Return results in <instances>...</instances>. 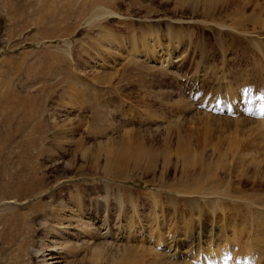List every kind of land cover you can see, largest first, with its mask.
Here are the masks:
<instances>
[{
    "label": "rangeland",
    "instance_id": "obj_1",
    "mask_svg": "<svg viewBox=\"0 0 264 264\" xmlns=\"http://www.w3.org/2000/svg\"><path fill=\"white\" fill-rule=\"evenodd\" d=\"M12 1L0 0V176L33 169L49 193L66 187L57 200L44 193V216L24 222L2 207L25 201L6 186L0 264H95L103 244L99 264H166L176 251L151 252L161 235L182 252L210 245L213 264H264L263 126L197 109L222 97L238 113L248 89L264 97V0H122L130 8L93 30L67 22L68 0Z\"/></svg>",
    "mask_w": 264,
    "mask_h": 264
},
{
    "label": "bare ground",
    "instance_id": "obj_2",
    "mask_svg": "<svg viewBox=\"0 0 264 264\" xmlns=\"http://www.w3.org/2000/svg\"><path fill=\"white\" fill-rule=\"evenodd\" d=\"M25 1V0H24ZM69 2H70V4H69V7H70V9L68 10V13H67V22L69 21L70 22V20H75L76 22H80V21H82V20H86V22H88V24H89V29H92L93 27H95V26H97L98 25V23H100V22H105L106 24H109L110 22H111V19L112 18H115L114 16H118L119 15V11H117V9L120 7V6H124V4L126 3V1H122V0H68ZM30 2L32 3V0H30ZM23 3H22V1H20V2H18V0H13L12 1V3L9 5V9L10 10H14L15 9V7H17V6H19V5H22ZM33 4V3H32ZM125 5H127L128 6V4L126 3ZM132 6V5H131ZM134 6V5H133ZM129 8H130V5L128 6ZM17 11V10H16ZM23 13V12H22ZM118 13V14H117ZM20 15V14H19ZM50 17H51V19H56V18H59L60 16L59 15H54V14H50ZM112 20H114V19H112ZM113 22V21H112ZM37 24H38V22H37ZM76 24V23H75ZM69 25V24H68ZM87 25V24H86ZM88 26V25H87ZM70 27V26H69ZM71 28H69V30H70ZM68 30V31H69ZM93 30V29H92ZM67 31V32H68ZM76 33V32H75ZM67 35V34H66ZM156 35V34H155ZM136 41V40H135ZM134 41V42H135ZM264 41V40H263ZM263 41H258V42H263ZM145 44H146V42H145ZM155 44V43H154ZM262 44V43H261ZM159 45V44H158ZM263 45V44H262ZM147 46V45H146ZM146 46L145 45H143L142 47H144L143 48V50L142 51H144L145 50V48H146ZM149 46V45H148ZM136 47V46H135ZM158 47V46H157ZM160 47V46H159ZM262 48V47H261ZM136 49V48H135ZM150 49V48H149ZM257 49V48H256ZM140 50V49H139ZM138 50V51H139ZM147 50V49H146ZM152 49H150V51H151ZM262 49H260V51H261ZM149 51V50H148ZM139 52H141V51H139ZM138 52V53H139ZM135 53H137V52H135ZM142 53V52H141ZM146 53H147V56L149 55V56H152V57H156V52H147L146 51ZM261 53H264V52H261ZM164 61H166V60H164ZM169 62V61H168ZM165 63V62H164ZM171 64V63H170ZM166 65V64H165ZM109 76V75H108ZM107 77V76H106ZM105 77V78H106ZM112 77V76H111ZM103 78V77H102ZM101 78V81L102 80H104V82H105V80H106V82H107V80H108V78H106V79H102ZM97 80H98V78H96ZM111 79V78H110ZM258 96V95H257ZM99 99V98H98ZM103 103V101L101 102L100 100H99V102H98V106L100 107L101 106V104ZM76 105H80V104H78V103H76ZM103 105V104H102ZM194 106V105H193ZM42 109H41V105L39 106V107H36V108H30V112L31 113H39L40 111H41ZM104 110V109H103ZM101 111V110H100ZM102 112V111H101ZM102 114V113H101ZM108 117V116H107ZM103 118V116L101 115V117L99 116V119H102ZM3 120H5L6 119V116H4L3 118H2ZM8 119L9 120H13L11 117H8ZM108 120H109V118H108ZM257 122V124H259V125H261V126H263V129H264V120H262V122H260V121H256ZM79 125V124H78ZM5 127H6V124L4 125ZM260 127V126H259ZM75 128V127H74ZM7 129V128H6ZM35 129V127H32L31 128V130H32V132H33V130ZM69 130V129H68ZM5 131V130H4ZM39 132H40V129L38 130ZM73 131V130H72ZM260 131V130H259ZM259 131H257V132H259ZM262 131V130H261ZM6 132V136L4 135V138L5 139H7V138H9L10 137V132H8V129H7V131H5ZM32 132L31 133H29V135H31L32 134ZM60 132V131H59ZM130 133V132H129ZM263 133V132H262ZM261 133V134H262ZM264 134V133H263ZM26 150V149H25ZM42 152V151H41ZM45 153H46V151H45ZM44 153L42 152V155H43ZM39 155V154H38ZM40 156V155H39ZM38 156V157H39ZM30 168L28 167V166H24V169H23V171H28ZM2 176V177H1ZM0 176V181H1V179H2V185L0 186V196H2V199H4V200H6V199H9V194L7 193V191H6V186L8 185V187H9V189L10 190H12V191H16V190H19L18 192H16L15 194H13V195H11V196H14V195H16V194H19L18 195V198H21V199H24L25 201H23L22 203H18L17 201H15V200H11V201H8V202H5L4 204H2V207H4V206H8V207H11V208H7V210H14V207L15 208H18L17 209V211H15L14 212V214H17V213H19V216H20V219L23 221V220H25L24 222H26V220L28 219V217H29V219L31 218V217H33V214H34V217L36 218H38V217H41V216H44V210H46V208H48V207H46L49 203V201L47 202V205L46 204H44V203H46V202H44V198L46 197V196H42L44 193H47L48 194V196H50V197H54V199H58V196L56 197V195H59V192H62V191H65V187H66V185L65 186H63V185H61V186H59L58 187V189L56 188V189H51V188H49L50 190H51V192H52V194L51 193H49L48 192V190H44L43 188H44V186H43V184L44 183H42L43 182V178H44V176L43 175H39L38 173H36L33 169L28 173V174H21V173H16V174H14V172H12V173H6V172H2V175ZM4 177H5V180L7 181V184L4 186V183H3V180H4ZM22 189V190H21ZM197 189V188H196ZM196 189H194V188H189L188 189V191H190V193L192 194L193 192L195 193V192H197L198 191V193L201 191V190H196ZM196 190V191H195ZM230 190V189H229ZM216 191V190H215ZM220 191V190H219ZM218 191V193H220ZM232 191V190H231ZM230 192V191H229ZM228 192V193H229ZM217 193V192H216ZM176 195V194H175ZM155 196V195H154ZM60 197V196H59ZM157 197V196H156ZM156 197H152L153 198V200H154V204H156L157 205V201H156ZM257 196H255L254 195V198H256ZM259 197V196H258ZM30 199H36L37 200V202H34L33 204H32V207H30L29 206V200ZM48 199V198H47ZM56 199V200H57ZM170 199V198H169ZM53 200V199H52ZM123 199L121 198V201H120V204L122 205L123 204V201H122ZM172 200V199H171ZM174 200H176L175 198H174ZM173 200V201H174ZM246 200H248V201H251L248 197H246ZM264 200V199H263ZM44 202V203H43ZM56 202V201H55ZM52 203V202H51ZM53 203H54V201H53ZM52 203V204H53ZM60 203V202H59ZM132 203H134V202H132ZM174 203V202H173ZM254 203H256L255 201H254ZM58 204V203H57ZM170 204V203H169ZM257 204H259V203H257ZM4 205V206H3ZM25 205H27L28 207H25ZM61 205V204H60ZM256 205V204H255ZM50 206H51V204H50ZM58 206H59V204H58ZM58 206H56V208H58ZM160 207V206H159ZM174 207V206H173ZM23 208H25V209H27L28 211L26 212V211H24L23 210ZM135 208H136V205H135ZM249 209H251L250 207H248ZM259 208V207H258ZM248 209V210H249ZM24 211V213H23V211ZM20 211H22V215L20 214ZM59 211H57V209L56 210H54L53 211V213H52V211H51V213H52V215L54 216V218H56V220L59 222L60 221V214L58 213ZM46 213H49V212H46ZM62 214V213H61ZM34 218V219H35ZM32 220V219H31ZM92 220V218L90 219V221ZM70 221V220H69ZM255 221V220H254ZM42 223H40V226L41 227H43V229L45 228V229H47V230H49V231H54V227H50V226H48V223H47V220H44V221H41ZM61 222V221H60ZM103 223H107L106 224V230L107 229H109V233L110 234H112L110 231L112 230V227H111V223H110V221H104ZM71 224V223H70ZM191 224V223H190ZM185 225V224H184ZM186 225H188L189 226V232H190V230H194L193 229V227H192V225L190 226L189 224H186ZM260 225V224H259ZM259 225H257V226H259ZM262 225V224H261ZM260 225V226H261ZM264 226V225H263ZM187 227V226H186ZM262 227V226H261ZM191 228V229H190ZM250 228H252V227H250ZM249 228V229H250ZM151 229V228H150ZM154 229V228H153ZM187 230V229H186ZM228 230V229H227ZM256 230H258V229H256ZM154 231H155V229H154ZM185 231V230H184ZM47 232V231H46ZM50 232V233H51ZM191 232H193V231H191ZM200 232V231H199ZM202 232H206V231H204L203 229H202ZM201 232V233H202ZM235 232V231H234ZM158 233H159V231H158ZM157 233V234H158ZM200 233V234H201ZM153 234V233H152ZM183 234V233H182ZM200 234H198V236L200 235ZM205 234V235H204ZM203 235L205 236V238H208V237H206V233H204ZM210 234V233H209ZM159 235H161V234H159ZM191 235V234H190ZM193 235H195V234H193ZM212 234H210V236H211ZM153 236H154V234H153ZM179 236V235H178ZM185 236V238H186V233H185V235L183 234V237ZM188 236V235H187ZM197 236V237H198ZM209 236V237H210ZM213 236V235H212ZM157 237V236H156ZM164 237V236H163ZM162 237V235L159 237V240H158V242H157V244H155V246H154V249H151L152 251L151 252H153V254L156 256V255H160V257H161V259H164V258H162L163 257V253L162 252H160V251H158L157 249L159 248V247H161L160 245H166L167 247H165V246H163L164 248H167L166 249V254L167 253H171V252H173V251H176V253H175V255L173 256L174 257V260H166L165 261V263L166 264H193L192 263V261L193 262H195L196 264H213V263H215L216 262V258L217 257H220V256H217V252L215 253V252H212L213 250L211 249V248H209V247H211L210 245H208L209 247H208V250L205 248V251H206V254H205V252H203L202 251V253H201V251H198V252H200L201 253V255H196L197 253L196 252H194L193 250H191V249H184V250H186V252H182V251H180L179 250V246L180 245H182V244H180L179 242H178V240L176 239V238H174L171 242H166V241H164V238ZM189 237V236H188ZM187 237V238H188ZM233 237V236H232ZM150 238H151V236H150ZM178 238V237H177ZM184 238V239H185ZM186 238V239H187ZM193 238V237H192ZM263 238V237H262ZM158 239V238H157ZM157 239H156V241H157ZM183 239V238H182ZM196 239V238H195ZM200 239V238H199ZM253 239V238H252ZM151 240V239H150ZM187 240H189V238L187 239ZM186 240V241H187ZM154 241V240H153ZM191 241V240H190ZM197 241V240H196ZM203 241V240H202ZM253 241V240H252ZM258 241V240H257ZM205 242V241H204ZM215 242V241H214ZM255 242V241H254ZM191 243H194V240H193V242H191ZM197 244H198V241H197ZM203 244V243H202ZM188 245H190V243L188 244ZM192 245V244H191ZM250 245V244H249ZM106 246H108V244H103V247H101L99 250H97V252H95L94 253V261H93V263H95V264H99L101 261H103V260H105L106 259V257H107V255H104V254H106V249H105V247ZM196 246V245H195ZM198 246H201V244L200 245H198ZM205 246V245H204ZM204 246H201V247H204ZM252 246V245H251ZM254 246H255V244H254ZM192 248V247H191ZM202 249V248H201ZM121 251L120 252H124V254H127V255H129V253L131 252V251H129L128 250V248H126V247H124V248H122V249H120ZM144 250V249H143ZM146 250V249H145ZM156 250V251H155ZM204 250V249H203ZM220 250V249H219ZM53 251V250H52ZM158 251V252H157ZM216 251V250H215ZM250 251V250H249ZM120 252L118 253V251H117V253H118V256H121V257H124L123 255H121L120 254ZM218 253H220V252H218ZM222 253V252H221ZM225 253V252H224ZM97 254V255H96ZM131 254V253H130ZM165 254V255H166ZM203 254H205V255H203ZM226 254V253H225ZM249 254V253H248ZM259 254V253H258ZM127 255H125V256H127ZM192 255V256H191ZM222 255H224V254H222ZM221 255V257H224V260L226 259V257L228 256V253H227V256L225 257V256H222ZM242 255V254H241ZM45 256V255H44ZM46 256H48L49 257V259L48 260H55L56 261V259H59L60 257L59 256H57V253H50V254H48V255H46ZM45 256V257H46ZM118 256H113V258H118ZM129 256H131V255H129ZM167 256V255H166ZM217 256V257H216ZM248 256H250V255H248ZM100 257V258H99ZM251 257V256H250ZM95 258H97V259H95ZM127 259H128V256L126 257ZM119 259V262H118V264H128L129 263V261L131 260L130 258H129V261H124L125 259L123 258V259H120V258H118ZM118 259H115V260H118ZM171 259V258H170ZM218 259V258H217ZM220 259V258H219ZM222 259V258H221ZM242 259V258H241ZM250 259V258H249ZM92 260V259H91ZM165 260V259H164ZM176 260V261H175ZM247 260V264H259L257 261H256V258H255V260L254 259H250V260H248V259H246ZM113 261V260H112ZM222 261V260H221ZM248 261H252V262H248ZM60 262V261H59ZM162 262V261H161ZM57 262H54V261H52V263H50V264H56ZM132 263V262H131ZM218 263V262H217ZM223 263V262H222ZM114 264V263H113ZM162 264H163V262H162ZM230 264V263H229ZM242 264V263H241ZM244 264V263H243ZM246 264V263H245Z\"/></svg>",
    "mask_w": 264,
    "mask_h": 264
}]
</instances>
